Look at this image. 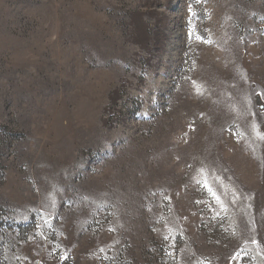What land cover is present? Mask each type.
I'll use <instances>...</instances> for the list:
<instances>
[{
  "label": "rangeland",
  "instance_id": "obj_1",
  "mask_svg": "<svg viewBox=\"0 0 264 264\" xmlns=\"http://www.w3.org/2000/svg\"><path fill=\"white\" fill-rule=\"evenodd\" d=\"M0 264H264V0H0Z\"/></svg>",
  "mask_w": 264,
  "mask_h": 264
},
{
  "label": "snow or ice",
  "instance_id": "obj_2",
  "mask_svg": "<svg viewBox=\"0 0 264 264\" xmlns=\"http://www.w3.org/2000/svg\"><path fill=\"white\" fill-rule=\"evenodd\" d=\"M256 241H253V243H255Z\"/></svg>",
  "mask_w": 264,
  "mask_h": 264
},
{
  "label": "trees",
  "instance_id": "obj_3",
  "mask_svg": "<svg viewBox=\"0 0 264 264\" xmlns=\"http://www.w3.org/2000/svg\"><path fill=\"white\" fill-rule=\"evenodd\" d=\"M5 132V131H4ZM6 133V132H5ZM4 135H6V134H4Z\"/></svg>",
  "mask_w": 264,
  "mask_h": 264
}]
</instances>
